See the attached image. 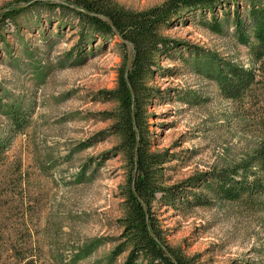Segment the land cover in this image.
Wrapping results in <instances>:
<instances>
[{
    "label": "rangeland",
    "instance_id": "374dc122",
    "mask_svg": "<svg viewBox=\"0 0 264 264\" xmlns=\"http://www.w3.org/2000/svg\"><path fill=\"white\" fill-rule=\"evenodd\" d=\"M169 1L0 0V264L124 263L128 251H113L122 242L129 168L112 133L119 104L100 92L116 89L133 53L75 12L98 2L138 15ZM251 1L264 5L238 0L216 9L220 34L203 23L209 13L184 14L161 32L176 45L155 58L146 78L153 92L144 139L167 156L164 187L226 170L264 138L257 41L249 32L241 44L232 19L238 11L247 29ZM12 10L19 12L5 17ZM227 66L254 74L232 99L215 79ZM191 194L209 203L196 205ZM152 212L165 246L190 264H264L263 196L228 202L200 183L186 187L175 208L153 202Z\"/></svg>",
    "mask_w": 264,
    "mask_h": 264
},
{
    "label": "trees",
    "instance_id": "16d2710c",
    "mask_svg": "<svg viewBox=\"0 0 264 264\" xmlns=\"http://www.w3.org/2000/svg\"><path fill=\"white\" fill-rule=\"evenodd\" d=\"M237 1L172 0L159 8L138 15L125 14L116 8H111L107 3L84 2L80 7L90 16L79 10L75 12L86 18V23L95 33L102 36L117 35L129 44L133 53L129 68L124 66L118 72L116 89L100 92L105 101H115L119 104L116 116H112L115 121L112 133L121 140V151L129 168L126 183L122 188L123 217L119 219L122 242L113 251V257L128 251L123 264H137L140 260L146 264H190L185 258L176 255L165 246L160 236V226L152 212L153 202L175 208L185 188L198 186L200 183L206 185L213 196L228 202L245 199L248 203L254 201V198L264 197L262 179L264 138L259 141L251 156H245L236 165L214 172L212 176L200 175L188 181L187 185L175 187L163 186L162 165L168 161L166 154L151 152L144 139L148 128L146 106L153 92L147 87L146 78L153 73L155 58L176 45L174 41L162 36V30L169 28L174 19H181L184 14L199 13L205 17L209 13L211 19L203 23L212 32L220 34L222 30L215 16L216 9L234 3L237 5ZM249 4L247 18L250 22L247 29L243 26L238 11L233 14L232 19L241 44L249 43V32L256 39L255 59L261 62L262 69L264 68V5L260 6L252 1ZM77 8L76 6L75 9ZM16 12L19 11L12 10L5 17H11ZM227 70L226 75L216 71L215 79L218 80L227 98L239 97L241 92L253 83V71L232 66H227ZM198 182L200 183L195 184ZM211 182L215 183L214 188L211 187ZM191 196L196 205L209 203L199 195L191 194Z\"/></svg>",
    "mask_w": 264,
    "mask_h": 264
},
{
    "label": "water",
    "instance_id": "95a60500",
    "mask_svg": "<svg viewBox=\"0 0 264 264\" xmlns=\"http://www.w3.org/2000/svg\"><path fill=\"white\" fill-rule=\"evenodd\" d=\"M131 61H132V55H130L129 57H128V61H127V69L129 68V66H130V64H131Z\"/></svg>",
    "mask_w": 264,
    "mask_h": 264
}]
</instances>
